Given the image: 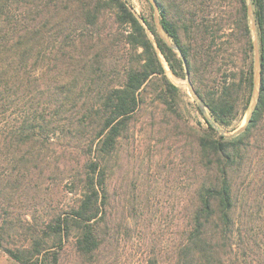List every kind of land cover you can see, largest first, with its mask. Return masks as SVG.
<instances>
[{
    "label": "trees",
    "instance_id": "16d2710c",
    "mask_svg": "<svg viewBox=\"0 0 264 264\" xmlns=\"http://www.w3.org/2000/svg\"><path fill=\"white\" fill-rule=\"evenodd\" d=\"M201 1L156 0L160 23L180 48L194 89L212 120L226 128L248 104L253 86L246 0H235L229 32L240 43L245 67L237 81H214L211 89L189 38L207 28L198 19ZM252 6L261 64L257 102L246 128L232 137L219 133L197 105L206 127L194 135L195 182L187 190L188 219L174 264H264V0H252ZM156 48L173 73L184 76L179 52L126 0H0V213L55 173L50 151L66 157L60 165L71 180L66 193L81 191L70 211L43 220L44 236L30 227L27 246L18 251L5 244L0 227V248L17 262L27 256L40 264L44 246L61 244L73 227L81 259L109 244L108 158L154 76L169 94L178 90L165 77ZM11 111L13 120L5 123ZM57 140L64 141L61 149ZM73 149L83 152L80 168L66 154Z\"/></svg>",
    "mask_w": 264,
    "mask_h": 264
},
{
    "label": "rangeland",
    "instance_id": "374dc122",
    "mask_svg": "<svg viewBox=\"0 0 264 264\" xmlns=\"http://www.w3.org/2000/svg\"><path fill=\"white\" fill-rule=\"evenodd\" d=\"M126 1L137 16L147 17L154 25L153 9L148 0ZM235 4V0L201 1L198 19L207 28L199 33H189L190 46L193 50L195 47L200 56V77L209 87L214 81L226 78L237 81L240 69L245 67L240 43L229 34L234 26ZM208 51L210 55L206 54ZM160 58L165 77L178 90L169 94L162 80L154 76L146 85L147 98L108 158L109 199L105 206V228L109 232V244L95 257L81 259L73 245L76 234L73 227L69 238L61 244L50 241L44 246L40 264H174L177 244L183 237L188 219L187 190L195 182L192 174L195 171L191 170L194 166V135L206 127V123L186 84L185 74L182 77L175 75L166 60ZM251 60L253 76L254 51ZM252 89L248 104L241 108L231 126L221 128L231 132L244 124ZM14 113L7 114L5 123L13 120ZM62 142H55L56 149L62 148ZM60 152L50 151L56 162L50 167L54 165L57 172L49 175L38 193L28 190L25 196L15 197L4 207L6 209L2 208L1 231L5 244L15 251L27 246L30 227L35 226L44 236L40 231L43 220L53 213L70 211L80 197L81 191L66 193L71 180L61 173L60 165L66 157ZM82 153L81 149L66 152L78 168ZM35 260L26 256L23 263L17 262L0 248V264H34Z\"/></svg>",
    "mask_w": 264,
    "mask_h": 264
},
{
    "label": "water",
    "instance_id": "95a60500",
    "mask_svg": "<svg viewBox=\"0 0 264 264\" xmlns=\"http://www.w3.org/2000/svg\"><path fill=\"white\" fill-rule=\"evenodd\" d=\"M148 2L151 4L152 9H153V19H154V25H155L156 32L159 35V37L162 40H164V42L169 47H171L172 49H174V50L179 52V55L181 56V58L183 60V63H184V67H185L186 84H187L191 94L195 98L198 106L200 107V109L202 110L203 114L207 118V120L212 124V126L216 130H218L219 133H221L222 135H224L226 137H232V136H235V135H238L239 133H241L246 128L247 124L250 121V118L252 116L253 110H254L256 102H257V98H258V94H259V88H260V83H261V64H260L259 47H258V34H257V28H256V20H255V17H254V11H253V6H252V0H246V9H247V16H248V20H249V26H250V30H251V33H252V43H253V51H254L253 89H252V95H251L249 108H248V112L246 114V118H245L244 124H242L241 126H239L238 128H236L235 130H233L231 132L230 131H226L223 128H221L220 126H218L212 120L210 115L206 112V110H205L206 108L204 107L200 96L198 95V93L196 92V90L194 89V87L192 85V82L190 80L189 71L187 69L186 61H185V59H184V57L182 55V52L180 51V48L176 44H174L172 42V40H170V38L168 37L166 31L163 29V27H162V25L160 23V18H159L160 10H159V6H158L156 0H148ZM140 21L145 26L150 38L152 40H154L153 34L146 27L144 21L142 19H140ZM156 50H157L159 59L161 61L160 56H162V54L160 53L158 48H156Z\"/></svg>",
    "mask_w": 264,
    "mask_h": 264
}]
</instances>
